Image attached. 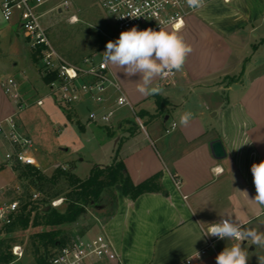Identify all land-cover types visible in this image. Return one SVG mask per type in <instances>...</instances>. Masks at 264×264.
<instances>
[{
    "label": "crops",
    "instance_id": "obj_1",
    "mask_svg": "<svg viewBox=\"0 0 264 264\" xmlns=\"http://www.w3.org/2000/svg\"><path fill=\"white\" fill-rule=\"evenodd\" d=\"M1 3L0 38L25 40L16 19H3ZM177 31L192 52L172 80L153 81L160 87L172 85L156 94L167 102L160 107L155 95L136 91L138 76L128 78L109 66L133 107L116 110L126 107L133 117L121 113L106 125L107 136L115 132L114 156L133 183L154 178L152 191L133 200L121 194L99 226L120 264H177L202 249L192 264H216V256L235 241L216 239L208 246L209 237L203 235L208 224L222 218L264 232V206L250 200L256 195L251 166L264 161V0H213L190 14ZM2 83L0 119L11 115L2 103L9 100ZM115 98L110 89L105 102H93L90 111L114 106ZM186 112L192 118L181 125ZM125 121L135 124L132 132ZM214 140L225 151L220 159L211 151ZM0 142L10 149L3 138ZM250 244L242 242L248 264H258L264 249Z\"/></svg>",
    "mask_w": 264,
    "mask_h": 264
},
{
    "label": "rangeland",
    "instance_id": "obj_2",
    "mask_svg": "<svg viewBox=\"0 0 264 264\" xmlns=\"http://www.w3.org/2000/svg\"><path fill=\"white\" fill-rule=\"evenodd\" d=\"M59 1L55 0L56 3ZM72 13L77 14L78 21H70ZM42 23L49 27L53 47L73 65L80 64L87 57H93L96 61L103 59L102 50H106L107 42L118 39L110 16L99 7L96 0H72L69 11L45 15ZM43 76L40 55L28 51L26 40L22 37L11 40L7 36L0 38V83L13 78L23 99L20 103L23 105L10 97L8 103H2L11 108L10 113L17 121L18 130L31 137V155L38 162L35 166L47 175H51L56 168H61L86 177L94 165H109L117 146L114 145V139L107 136L105 125L89 121V111L94 109L93 101L76 100L72 104H64L60 101L64 91L59 84L50 86L44 82ZM171 87L172 85L165 84L161 88L164 90ZM38 98L43 101L41 105L36 103ZM61 106L73 115L72 119L68 118ZM121 113L133 117L125 107L115 112L110 124H114ZM6 149L9 146H3L0 142L1 198L9 201L27 191L41 196L29 179L19 178V172L14 169L18 164L9 165L4 162ZM63 186L60 183L57 187L62 189ZM47 187L44 186V189ZM121 194L123 195L121 183L104 187L84 205V211L74 222L62 227L65 240L70 242L77 236L104 234L99 226L114 210ZM45 198L51 199V202L60 200L62 203L66 199V192H61L54 198ZM34 231L35 229L29 228L27 236ZM17 264H33V258L24 255Z\"/></svg>",
    "mask_w": 264,
    "mask_h": 264
},
{
    "label": "built area",
    "instance_id": "obj_3",
    "mask_svg": "<svg viewBox=\"0 0 264 264\" xmlns=\"http://www.w3.org/2000/svg\"><path fill=\"white\" fill-rule=\"evenodd\" d=\"M211 1L213 0H204L202 6ZM96 3L110 16L118 38L122 31L134 26L138 30L152 28L158 31L161 25L177 31L185 25L187 17L199 9L190 8L186 0H96ZM71 6L72 0H60L57 3L55 0H2L1 14L5 21L17 20L28 48L40 55L44 75L56 74V78L49 84L51 86L58 83L64 91L60 98L62 103L72 104L73 101L90 98L93 102L102 104L110 89L116 93L114 106L90 111L88 114L89 121L110 125L118 108L128 106L133 110V107L119 83L111 77L109 66L103 64V59L96 61L93 57H87L77 65L70 64L53 47L49 38V27L42 23L45 15L69 11ZM70 21H78L77 14H70ZM174 76L175 73L168 74L162 76L161 80L168 82ZM2 87L14 102L18 104L22 102L17 83L13 78L4 80ZM36 103L41 105L43 101L38 98ZM135 121L141 129L145 130L139 116H135ZM175 125L173 123L172 127ZM1 138L10 145V149L6 150L3 157L6 164L37 165L35 158L31 155L32 139L18 130V124L13 115L0 119ZM1 189L0 223H3L8 222L10 215L17 210L19 200L18 198L3 200ZM37 197L39 194L34 193L33 198ZM60 203V200H56L52 201L51 205L58 206ZM216 239L209 237L208 246H212ZM24 252L22 245L15 244L12 246L13 259L0 264H17L24 257ZM204 252L205 249H202L177 264H192L194 258L201 256ZM47 264H120V262L111 240L105 234H97L89 237L77 236L70 242L55 248Z\"/></svg>",
    "mask_w": 264,
    "mask_h": 264
},
{
    "label": "trees",
    "instance_id": "obj_4",
    "mask_svg": "<svg viewBox=\"0 0 264 264\" xmlns=\"http://www.w3.org/2000/svg\"><path fill=\"white\" fill-rule=\"evenodd\" d=\"M33 54L37 55L36 52ZM55 78L56 74L43 76L45 83H50ZM155 99L159 107L167 103L159 95H155ZM61 108L72 119V114L66 108ZM123 123H130L131 132L135 129L134 123ZM109 135L114 137L115 132H110ZM14 169L19 172L20 179H29L41 196L33 198V193L27 191L18 197V208L10 215V220L0 223V262L11 261L12 246L20 244L24 246L25 255L33 258V264H47L51 252L67 242L62 227L74 222L84 211V205L106 186L121 183L123 195L131 200L154 189V178L133 183L117 154L110 165H94L86 177L61 168H56L51 175L42 173L34 165L18 164ZM60 183L64 184L62 189L57 187ZM46 185L48 187L44 189ZM61 192H66V199L58 206H52L51 199L45 198H54ZM29 228L35 231L27 236Z\"/></svg>",
    "mask_w": 264,
    "mask_h": 264
},
{
    "label": "clouds",
    "instance_id": "obj_5",
    "mask_svg": "<svg viewBox=\"0 0 264 264\" xmlns=\"http://www.w3.org/2000/svg\"><path fill=\"white\" fill-rule=\"evenodd\" d=\"M186 2L190 8L197 9L204 0ZM191 52V45L184 41L178 31L161 25L158 31L152 28L138 30L134 26L122 31L115 41H108L101 56L105 66L118 69L117 72H123L128 78L138 76L135 83L139 94L156 95L162 92V88L158 84L153 85V81L181 71ZM191 118L192 113H184L180 117V124L187 125ZM250 170L256 189L255 197L250 200L264 206V161L252 164ZM208 225L203 236L235 241L216 256V264H248L249 252L242 247L244 241H251L250 245L264 249V232L247 229L232 217ZM258 264H264V256H258Z\"/></svg>",
    "mask_w": 264,
    "mask_h": 264
},
{
    "label": "water",
    "instance_id": "obj_6",
    "mask_svg": "<svg viewBox=\"0 0 264 264\" xmlns=\"http://www.w3.org/2000/svg\"><path fill=\"white\" fill-rule=\"evenodd\" d=\"M105 52V50H102V54ZM211 151L215 158L220 159L225 156V151L223 148V145L220 140H214L211 143Z\"/></svg>",
    "mask_w": 264,
    "mask_h": 264
}]
</instances>
